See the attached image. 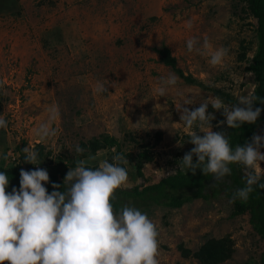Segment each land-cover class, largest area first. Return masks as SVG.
<instances>
[{"label": "rangeland", "instance_id": "rangeland-1", "mask_svg": "<svg viewBox=\"0 0 264 264\" xmlns=\"http://www.w3.org/2000/svg\"><path fill=\"white\" fill-rule=\"evenodd\" d=\"M244 5L234 0H0V117L7 121V128H0V159L12 155L17 163L19 148L29 145L37 152L42 145L50 151L45 155L49 170L62 171L60 160L99 167L121 155L128 173L122 188L174 173L192 149L187 136L203 135L199 122L188 128L180 121L178 109L185 101L191 100L185 107L194 108L217 97L205 86L237 99L254 88L253 75L239 59L241 41L248 57L256 46V21ZM189 39L198 41L191 52ZM162 45L203 87L185 83L159 61L154 48ZM219 48L227 55L213 66L210 53ZM169 75L177 83L165 86L161 95V80ZM220 111L209 105L215 119ZM102 134L114 136L119 149L93 153L82 146ZM257 134L264 136V126ZM77 146L84 151L77 153ZM143 149L152 160L143 162L139 176L134 163ZM259 172L264 177V163ZM232 210L223 194L177 208L142 209L158 231V264H200L192 253L206 240L223 237L230 239L232 252L219 264H262L264 240L247 212L233 216ZM180 247L190 253L184 256Z\"/></svg>", "mask_w": 264, "mask_h": 264}, {"label": "clouds", "instance_id": "clouds-1", "mask_svg": "<svg viewBox=\"0 0 264 264\" xmlns=\"http://www.w3.org/2000/svg\"><path fill=\"white\" fill-rule=\"evenodd\" d=\"M197 43L189 39L188 51ZM202 48H210L207 40ZM226 55L227 49H216L210 53L209 63L219 65ZM176 83L175 75L162 78L160 94L164 95L165 86ZM184 105H191V100ZM184 105L178 109L180 121L188 128L199 122L203 135H191L188 142L194 147L184 154L179 168L191 169L193 175L199 169L219 182L231 174L230 164L239 163L246 169L245 187L235 191L234 199L247 200L254 185L264 188V183H258L259 166L264 163V136L254 134L233 149L225 132L212 130L215 117L209 112V105L216 111L222 109L226 120L221 125L226 122L229 128L253 124L264 111L254 107L255 97H239L231 107L218 97H207L194 108ZM0 128H7L2 117ZM83 151L77 146V153ZM23 152L24 163L38 165L35 150L28 145ZM113 160L95 169L83 160L76 161V167L65 176L63 191L60 184L53 183L51 193L45 187L50 175L44 168L21 169L20 187L11 192L7 190L8 174L0 171V264H158V231L148 215L127 205L119 213L114 210V193L127 182L128 173L121 166L127 163L123 156L115 155Z\"/></svg>", "mask_w": 264, "mask_h": 264}, {"label": "trees", "instance_id": "trees-1", "mask_svg": "<svg viewBox=\"0 0 264 264\" xmlns=\"http://www.w3.org/2000/svg\"><path fill=\"white\" fill-rule=\"evenodd\" d=\"M237 2L245 3L242 10L249 16L253 17L256 21L254 28L256 37V46L254 53L251 57L247 56L248 46L243 41L240 42L239 59L246 62L245 69L253 75L254 88L251 92V96L255 97L254 107L264 108V0H234ZM154 51L159 56V61L168 67L174 68L187 84L202 85L201 81L193 77L191 74H184L176 65L177 59L171 54V50L166 45H162L160 48H154ZM206 89L211 90L215 96L220 98L222 103L228 107L236 105L238 100L233 94L225 91L221 88L205 86ZM204 87V88H205ZM226 118L223 115V111H220L216 115L214 123L216 124L217 132L223 131L228 136L230 145L233 149L237 145H244L250 141L254 134H257L259 130H262L264 126V111L261 112L258 120L253 123H245L235 129L229 128L226 122L221 125V121H225ZM189 139L191 135L187 136ZM192 148L194 147L193 144ZM83 147L89 148L93 153L104 147H117L119 149L118 140L109 134H102L99 138H93L88 143H82ZM19 162H11L12 155L3 154L0 159V171H5L9 176L8 191L11 192L12 188L20 187V171L34 170L37 167L44 168L50 175V182L45 184V187L51 193L54 189L53 183L61 185V191H63L64 179L70 168H75L76 163L72 161L69 165L59 161L63 169L62 171L49 170L50 160L45 162L46 156L50 154V151H44L43 146H38V165L24 163V152L22 148H19ZM137 161L134 163L137 175L142 176L141 171L143 162L152 160V156L149 155L147 149H143L137 155ZM194 161L197 159L193 157ZM10 161V162H9ZM9 162V163H8ZM92 169L97 168L96 165H86ZM121 166L124 167L123 164ZM203 165H201L202 167ZM231 168V174L226 175L221 181L215 182L214 177L209 174L204 175L201 170L197 169L193 175L191 169L184 168L177 170L165 177H162L159 181L144 186L135 185L131 188L120 187L114 193V199L112 203L114 210L119 213L123 206H132L139 210L149 207L153 204L163 205L167 207L177 208L182 206L186 202H190L193 199L201 198L206 201L211 198H216L221 194L231 199L233 203L232 215H239L243 213L249 214V223L256 231V233L264 240V188H260L258 185L253 186V191L249 194L247 200H241L233 197L235 191L239 188L245 187V181L243 179L245 168L242 164L232 163L229 165ZM215 183V187H211ZM258 183H264V177H261ZM67 187V185H65ZM184 256L190 253L189 249H182ZM232 248L230 239L228 237L223 238H210L206 240L197 251H194L192 255L198 260L200 264H219L227 260L231 256ZM260 261L264 264V250L261 253Z\"/></svg>", "mask_w": 264, "mask_h": 264}]
</instances>
